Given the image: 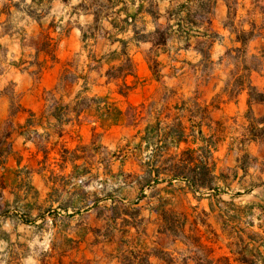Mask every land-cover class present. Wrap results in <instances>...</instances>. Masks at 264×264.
I'll list each match as a JSON object with an SVG mask.
<instances>
[{
    "label": "rangeland",
    "instance_id": "rangeland-1",
    "mask_svg": "<svg viewBox=\"0 0 264 264\" xmlns=\"http://www.w3.org/2000/svg\"><path fill=\"white\" fill-rule=\"evenodd\" d=\"M158 1L162 9L169 6L165 0ZM237 2L243 8L237 7L235 21L244 19L260 23L264 0H258L257 6L251 0ZM199 13L194 14V19L203 21L205 27L222 38V44L216 42L210 51L214 65L196 67L201 86L210 80L209 87H199L195 91L192 77H184L174 84L170 76L171 66L183 67L190 72L191 69L196 71L194 66L182 61L197 64L192 63L195 61L192 52L175 51L173 47L180 41L173 42V47L168 46L166 54L160 53L168 67L163 81L167 86H173H158L140 70V66H144L142 57L156 59V52H150L151 46L142 44L133 49L142 81L129 98L134 104L153 105L151 109L141 111L142 117L147 113L153 116L165 113L162 109L164 100L172 105L195 92L198 97V91L203 99L209 101L224 87L222 82L227 74L234 72L233 65L224 68L216 64L225 46H231L228 32L222 28L227 14L226 0H216L212 13H201L208 20H202ZM9 26L6 24L0 31H7ZM37 44L38 36L25 42L26 63L34 62L28 55L33 54ZM78 45L77 40L70 47L61 46L59 57L63 61L78 54L73 72L82 77L85 74V52H80ZM261 46H264V38L251 41L246 48L248 56H258ZM94 49L97 54L108 51L103 41H99ZM20 53V49L14 54L9 53L4 61V51L0 50V70L3 66L6 69L0 77V94H5L4 99H0V119H3L0 120V146L8 143L4 138L7 132H11L9 122L12 119H4L11 91L15 90L26 108L39 112L43 105L40 101L43 85L53 80L45 77L44 84H41L40 79L28 72H19L5 65L17 61ZM25 65L28 69L29 66ZM250 78L253 86L263 89L264 68L261 72H252ZM9 82L16 83L17 87L14 89ZM101 83L97 72H93L88 78L87 95L105 94L107 88L98 86ZM82 84L81 79L77 84L66 83L58 95L68 101L82 90ZM211 84H216V87L212 88ZM109 89L114 90L115 87L110 85ZM112 96L124 106L122 99ZM222 98L220 93L217 101H222ZM246 116L245 109L230 115L221 112L213 115V119L222 124L219 127L213 125L218 149L213 160L216 186L223 193L211 190L195 195L187 192L184 183L174 182L170 186L164 175L158 182L147 180L145 172L150 153L143 144L139 146V142L146 123H152L153 118H145L136 129L128 126L101 129L90 125H68L62 132L57 127L45 132L37 128L40 120L31 118L32 128L12 130L16 155L0 165V232L10 236V242L0 241V264H126L129 261L145 264L144 258L146 264H239L228 252L230 243L236 242L233 231L240 229L245 235L258 232L256 225L260 222L257 220L252 219L253 228L247 226L251 218L246 215L244 206L260 203V197L264 196L263 188L245 193L249 186L264 181V141L244 146L239 144L250 124ZM24 117L22 115L15 121L22 123ZM204 131L206 136L212 134L208 129ZM17 133H23L25 138L16 137ZM77 146H84L76 151L82 159L73 166L69 161L72 155L65 154L64 149L74 152ZM18 157L19 164L16 161ZM237 166H243L248 174L236 179ZM225 177H228L229 187L222 182ZM236 192L244 194L240 198H231ZM257 213L255 210L254 215ZM139 251L145 253V257L137 258L140 257V254L136 255Z\"/></svg>",
    "mask_w": 264,
    "mask_h": 264
},
{
    "label": "trees",
    "instance_id": "trees-1",
    "mask_svg": "<svg viewBox=\"0 0 264 264\" xmlns=\"http://www.w3.org/2000/svg\"><path fill=\"white\" fill-rule=\"evenodd\" d=\"M22 1V0H20ZM39 4L42 0H31V2ZM65 1V0H63ZM110 3L111 1L108 0ZM169 6L164 8L161 13L158 0H116L115 3L121 4V8L116 11L117 15L123 17L112 19L109 21L113 33L104 31L103 38L109 46L116 45V48L96 55L92 50H89L86 58L85 74L80 77L73 72L76 63L75 57L61 63L58 83L52 90L42 93L44 103L43 112L47 117L55 120L51 125L63 131L64 126L83 125L95 126L101 129H107L112 126H128L136 129L142 120L145 118H153L152 123H146L143 129V136L139 142L144 145L146 151L150 153V162L148 169L145 172L147 180L159 181V177L164 175L167 177L166 182L172 186L174 182L184 183L187 192L195 195L201 191L218 190V194H222L223 190L216 186L217 177L214 175L216 169L213 160L214 153L217 152V139L213 135L216 127L221 126V122L214 121L211 113L219 107L220 101L217 97L209 104L198 100L196 96L180 100L179 102L168 106L166 103L163 106L165 113H157L154 116L147 113L146 117H142L143 109H151L153 105L145 104L133 105L128 102L127 97L134 89L137 82L136 67L134 60L130 54L132 46H138L140 43H148L151 45L150 52L161 50L166 52L167 46L175 41H180L181 46L176 50L193 51L200 56L198 65H206L214 63L210 60V51L213 45L217 42L222 44V38L210 28L204 26L203 21L194 19V14L212 13L216 5V0H167ZM254 6H257L258 0H251ZM174 3V5H172ZM114 5V4H113ZM240 5L237 0H226L227 14L222 23V28L228 32L231 46H225L223 54L218 58L217 65L227 68L229 65L235 67L234 72H229L224 81L222 94L226 95L229 100L236 98L245 93L247 96L248 110L246 117L250 124L246 128V135L239 141V144H249L251 142L262 141L264 139V117L254 118L250 111L252 103H264V87L259 90L252 85L251 73L261 72L264 68V46H261L259 55H250L247 53V45L255 39L264 38V7L261 9L262 18L257 24L254 20H238L235 21L237 7ZM81 7L84 6L81 4ZM207 7V9H206ZM3 6L0 13L5 12ZM209 10V11H208ZM207 11V12H206ZM8 15V13H5ZM28 15L37 17L35 11L28 10ZM150 17V23L153 25L152 30L147 29V21L144 16ZM163 18V23L159 20ZM202 20H208L206 16L201 14ZM97 18L94 24L86 30H81L80 41L83 47L89 40L92 41V46L95 45L98 31ZM246 25L248 26L246 28ZM54 30L56 27L51 26ZM130 36L126 38H118V35ZM23 37H21V41ZM52 38L48 33H45L41 43L42 51L48 54L50 61L56 62L57 59L52 53ZM155 53V57H157ZM152 78L159 81L161 62L156 59L146 58ZM45 59L40 62L26 63L22 59L17 62H11L10 65L20 71H27L24 66H34L35 69L29 71V74L38 79L44 70L50 68ZM106 66V67H105ZM28 67V68H29ZM105 67V68H104ZM1 71V70H0ZM97 72V78L103 82L99 86L107 88L105 94L87 95L89 88L87 87L88 78L93 73ZM131 78V80H130ZM83 81L82 90L77 91L71 99L64 101L62 95H58L60 90L66 83L77 84V80ZM129 81V82H128ZM115 87L114 90L109 89L110 85ZM9 99V110L13 113L27 112L30 118L20 128H30L33 125L30 123L32 113L24 109L17 95L11 91ZM117 95L123 99L122 106L115 97ZM5 95V94H4ZM39 126V125H38ZM41 126V125H40ZM204 129L212 131L210 136H206ZM60 132V133H61ZM7 136L9 132L6 133ZM23 135V133H19ZM139 132H136L138 135ZM59 137H61L59 135ZM184 145V147H181ZM84 146H77L72 152L64 149V153L72 157L69 161L73 166L78 157L76 151ZM241 150V149H239ZM16 155L11 143H4L0 146V165L3 166L8 158ZM247 156V155H244ZM19 164L20 157L16 160ZM243 174L246 170L243 166L239 167ZM236 177V174L234 175ZM228 177H225L222 182L225 187H229ZM255 188H263L264 183H259L249 186L245 193L248 194ZM243 194L236 192L231 195V198H239ZM247 209L246 215L251 218L248 223L249 228L255 225L252 219L257 220L260 224L256 225L258 232L251 234H243V230L235 229V243H230L229 254L234 262L239 264H264V196L260 198V203H248L244 206ZM257 210V215L254 211ZM247 239L248 241L246 242ZM10 242L8 233L0 232V241ZM259 240L260 243H259ZM232 246V247H231ZM234 248V249H233ZM137 253L142 258L145 253ZM143 261L146 264V259ZM126 264H139L135 261H129Z\"/></svg>",
    "mask_w": 264,
    "mask_h": 264
},
{
    "label": "crops",
    "instance_id": "crops-1",
    "mask_svg": "<svg viewBox=\"0 0 264 264\" xmlns=\"http://www.w3.org/2000/svg\"><path fill=\"white\" fill-rule=\"evenodd\" d=\"M110 1H111V3L108 0H65V1H63V0H42V2H40L39 4H37L35 1L31 2V0H22V1H20V0H5L4 3L0 2V12H1L3 6H5V9H6L4 13H0V30L4 26H6V24L10 25L8 27L7 31H0V50L4 51V61H6L7 54H9V53L14 54V52H16L18 49H20V51H21L20 56L18 57V60L22 59L24 61V58L26 57L24 50H26V48H27L25 46V42L29 39H34L38 36L37 47L35 49H33V54L28 55V56L31 59H33L34 62H36V61L40 62L44 59L46 61H48L47 63H48V65H50V68L44 70V72L40 75L38 80L40 79V83L44 84L43 81H44L45 77L53 79L51 83H48L47 85H43V86H45L44 91L52 90L56 86V84L58 83V77H59V73H60L61 63L65 62L66 60H70L73 57H75V59L78 57V54H76L73 57H68L62 61L59 57V51L61 49V46L64 47V45H65L67 47H70L71 44H74L75 41L78 40V43H79L78 47L80 49V52H85L84 67L87 63L86 55H87L89 50H92L96 55L100 56L103 53H107L108 51L116 48V45L109 46L107 41L103 38L104 31H108L111 34L113 33V30H111V26L109 24V21L112 19L123 17L122 14L120 16H118L116 13V11L121 8V4H118V3L116 4L115 3L116 0H110ZM145 1H150V0H145ZM165 1H167V0H165ZM81 4L84 6V8L81 7ZM28 10L35 11L37 17H32V16L28 15ZM160 10L162 13L164 8L162 9L160 7ZM5 13H8V15ZM96 18L98 21L97 26L100 28V30L97 32L98 33L97 35H99V36L97 37V40H96V43L94 46H92V41L89 40V42L86 44V47L84 48L83 47L84 44H82L80 41L81 30L82 29L86 30L88 27L93 26L94 20ZM144 19H145V21L148 22L147 23V29L152 30L153 25L150 23V17L145 15ZM161 20L164 21L163 18H161L159 20L160 23L162 22ZM52 25L56 27L54 30L51 28ZM102 29L104 31H102ZM45 33H48L50 35V37L52 38V41H51V44L53 46L52 53H54V55L57 59L56 62L55 61L51 62L48 54L45 53L44 51H42L41 43H42L43 36ZM128 36H130V34L118 35L117 37L118 38H126ZM21 37H23L22 41H21ZM99 41L105 42V45L107 46L108 51L103 52L101 54H97L95 52L94 48L97 46ZM173 42L176 43L178 41L174 40ZM173 42H171L168 46L173 47V45H172V44H174ZM3 44H5V45H3ZM142 44H148V43H140L138 46H140ZM170 45H172V46H170ZM138 46L137 47L132 46L131 52H130V54L134 60L135 67H136L137 82L135 84L134 89L130 92V94L127 97L128 102H130L129 98H130L131 94H133L137 90V86L142 81V78H141L140 73H139V65L136 62V56L134 54L135 52H133V49H137ZM180 46L181 45L179 43V45H176V47H173V48L175 49V51H178V52L183 51V50H176ZM165 51L166 52H162L161 50L156 51V53L158 54L156 57V60L161 62V66L159 68L161 77H160L159 81H156L152 78V75H151V72L149 70L148 64L146 63L145 57H142V60H143L145 67L143 65H141L140 70L144 71V75L148 76V79L151 81H154L158 86L163 85L165 87L171 88L173 86V84H168V86H167V84H165L163 81L167 76L166 72H167L168 67L165 64V62L161 59L162 54H160V53L166 54L167 50H165ZM190 52H192L194 54V57H195V61L192 63H197V64L196 65H190V63L188 61H182V62L187 64L188 66H191V67L194 66V69H196V71L191 69L190 72H188L183 67L171 66V69H170L171 70L170 76L172 77L171 79L174 80V84H175V81H177L179 79H182L184 77H192V78H194L195 91L198 90L199 87H203V86L209 87L210 82H208V81H210V80L204 81L202 86H201V83L199 82V80L197 78V77H199V71L197 70L196 67H197L198 62L200 60V56L197 55L193 51H186L185 53H190ZM0 58H1V56H0ZM210 58H211V56H210ZM17 61H11V62H17ZM11 62H9L5 65H8V67L10 66V67L15 68L14 66L10 65ZM28 63H30V62H28ZM75 68L76 67H74V69ZM15 69L18 70L19 72H28L29 73V71L34 70L35 67L31 66L28 68L27 71H20L17 68H15ZM145 69H146V71H145ZM5 70H6L5 66H3V69L0 71V77L5 73ZM85 70H86V67H85ZM206 79H208V78L206 77ZM56 80H57V82H56ZM130 80H131V78H130ZM102 82H103V80H102ZM9 83L11 84V86L14 89L17 87L16 83H13V82H9ZM223 83L224 82H222V84ZM99 85L100 84H98V86ZM211 87L215 88L216 84H211ZM14 93H15V90H14ZM220 93L222 94V87L220 88L219 92H216L210 98L209 101L203 99L200 96L199 91H198V95H199L198 97L196 96V92L194 93L193 96H196L198 98V100L204 102L205 104H209L212 100H214L216 97H218V95H220ZM193 96H191V97H193ZM3 97H4V95L0 94V99H4ZM117 97L119 99H122L119 96H117ZM191 97H187V98H191ZM187 98H180L179 101L185 100ZM18 100L24 109L29 110L32 113L33 117H31V118H37L40 120L39 123L41 126L39 125V126H37V128H40L41 130H43L45 132L48 129L53 128L51 125H53L55 123V120L50 118V117H47L44 114V112H43L44 103L42 100V96L40 97V101L42 102L43 105H42L39 112H36L30 108H26L23 105L21 98H18ZM144 101H142V102H144ZM246 101H247V96H246V94L244 95L243 93L241 95H239L236 98V100H229L228 97L223 94V98H222V101H220L219 107L212 111L211 117L213 119V115L217 112H221L224 114L229 113V115H230L233 112H237L238 110H242V109H245V113H246V111L248 110V105H247ZM130 103L133 105H139V104H134L132 102H130ZM163 103H166V105L171 106L170 102L168 100H164ZM232 109H234L235 111H230ZM250 111H251L252 117L263 118L264 117V103H252L250 105ZM4 115H5L4 119H6V120L12 119L9 122L10 123L9 130H11V132H9L8 136L5 135L4 140H6L8 143H11L12 148L14 150L13 135H15V134H13L12 130L13 129H19V130L26 129V128H20V126H23L26 123V120L28 118H30V116L28 115L27 112L13 113L9 109H7V111H4ZM22 115H25L24 121L22 123L16 122L15 119L21 117ZM27 115H28V118L26 117ZM0 120H3V119H0ZM4 121H2V122L4 123ZM112 127H114V126H112ZM30 128H32V127H30ZM16 135H17L16 137H24V136L20 135L19 133H17ZM262 141H264V139ZM258 142H261V141H258ZM251 143H253V142H251ZM236 170H237L236 179L240 178L241 176H246L248 174L246 172V174L244 175L242 170L238 166L236 167ZM261 173H263V172H261ZM214 174H215V171H214ZM259 182L264 183V181H259ZM255 189H257V188H255ZM239 193H241V192H239ZM241 194H244V193L242 192Z\"/></svg>",
    "mask_w": 264,
    "mask_h": 264
}]
</instances>
